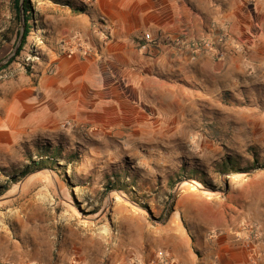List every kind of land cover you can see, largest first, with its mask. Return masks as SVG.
<instances>
[{
    "label": "rangeland",
    "instance_id": "rangeland-1",
    "mask_svg": "<svg viewBox=\"0 0 264 264\" xmlns=\"http://www.w3.org/2000/svg\"><path fill=\"white\" fill-rule=\"evenodd\" d=\"M95 3L31 0L30 34L0 71L3 264H85L93 239L103 248L102 264H151L158 252L168 253L163 241L176 220L188 229L179 209L184 192L203 198L199 209L207 213L210 197L235 202L232 191L242 181L264 182V168L221 174L226 157L242 169L255 160L264 167V0L237 11L234 29L215 23L161 43L175 53L161 69L146 70L154 97L148 123L102 108L85 122L33 118L49 106L42 85L62 61L96 58L85 27L109 42L106 19L92 18ZM21 28L13 0H0V63L14 53ZM194 42L202 47L194 49ZM187 51L192 65L180 72L176 56ZM121 73L116 91L133 93L139 76ZM97 104L113 110V102ZM56 151V162L47 161ZM41 159L48 168L22 176Z\"/></svg>",
    "mask_w": 264,
    "mask_h": 264
},
{
    "label": "crops",
    "instance_id": "crops-1",
    "mask_svg": "<svg viewBox=\"0 0 264 264\" xmlns=\"http://www.w3.org/2000/svg\"><path fill=\"white\" fill-rule=\"evenodd\" d=\"M190 1L196 5V11L188 0H96L92 18L106 19L109 42L106 44L101 34L85 27L83 33L96 51V58L62 61L56 75L42 85L40 96L47 99L49 106H41L39 115L34 110L33 118L43 116L55 125L63 119L85 122L102 108L104 112H115L114 115L128 114L135 119V124L148 123L147 108L154 97L149 95L153 88L148 83L150 75L146 70L161 69L175 53L173 48L161 43L164 40L175 42L184 33L201 34L215 23L233 28L236 12L245 7L248 10L251 0ZM149 33L151 41L145 40ZM188 52L176 56L180 72L192 65ZM107 64L109 66L105 67ZM99 70H103L102 85L96 84ZM117 73L139 76V82L131 85L133 93L116 91ZM112 102L113 110L108 105L97 104ZM139 130L146 131L147 127ZM233 193L235 202L228 196L224 199L210 197L207 202L210 210L204 213L199 209L204 199L191 190L184 192L179 209L188 229L183 223L180 225V219L176 220V229L167 233L163 241L165 250L177 264H264V182L248 178L242 181L241 187L233 189ZM252 224L258 227L257 237L248 227ZM92 241L95 244L82 256L84 263L102 264L103 248L98 239ZM5 257V253L0 254V264Z\"/></svg>",
    "mask_w": 264,
    "mask_h": 264
},
{
    "label": "trees",
    "instance_id": "trees-1",
    "mask_svg": "<svg viewBox=\"0 0 264 264\" xmlns=\"http://www.w3.org/2000/svg\"><path fill=\"white\" fill-rule=\"evenodd\" d=\"M21 1L22 0H13L14 2V6H15V10L17 12V20H20V5H21ZM31 0H25L24 1V8H25V16H26V34H25V38H24V44L26 43V40L30 34V30H31V23H32V19H31ZM83 9H78V11H82ZM75 11L77 12V9H75ZM19 35V33H18ZM22 50V49H21ZM12 63V62H11ZM10 65V64H9ZM8 65V66H9ZM7 67L3 68L2 70L6 69ZM1 71V70H0ZM60 156V152H52L49 156V158L47 159V161H51V162H56L57 158ZM74 156V155H73ZM45 160L41 159L40 161H32V165H34V168H31V166H28L23 172H22V176L26 177L30 174H32V171H40L43 170L45 168H48L49 166L45 164ZM259 162L257 160L254 161V165H252L249 168L246 169H242L240 167H238L234 161L229 158L226 157L223 164H222V168H221V174L224 175H229V174H250L253 171L259 169V168H264L262 167H257Z\"/></svg>",
    "mask_w": 264,
    "mask_h": 264
},
{
    "label": "built area",
    "instance_id": "built-area-1",
    "mask_svg": "<svg viewBox=\"0 0 264 264\" xmlns=\"http://www.w3.org/2000/svg\"><path fill=\"white\" fill-rule=\"evenodd\" d=\"M145 40L151 41L152 37L150 34L145 35ZM192 46L194 49H199L201 46L200 43L194 42L192 43ZM257 227L255 225L252 226L251 230L252 233L254 234V237H257ZM151 264H177L176 261L165 251H160L156 254L155 258L152 260Z\"/></svg>",
    "mask_w": 264,
    "mask_h": 264
},
{
    "label": "water",
    "instance_id": "water-1",
    "mask_svg": "<svg viewBox=\"0 0 264 264\" xmlns=\"http://www.w3.org/2000/svg\"><path fill=\"white\" fill-rule=\"evenodd\" d=\"M24 1L25 0H22L21 5H20V21H21L22 28H21L19 43H18L14 53L11 54L6 60H4L0 63V70L3 69L5 66H7L16 57L20 47L22 46V44L24 42V38H25V34H26V27H27Z\"/></svg>",
    "mask_w": 264,
    "mask_h": 264
}]
</instances>
